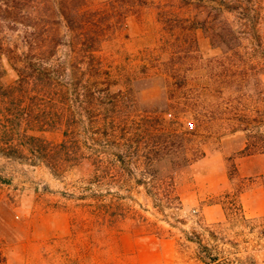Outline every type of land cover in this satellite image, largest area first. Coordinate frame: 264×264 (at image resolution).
I'll return each mask as SVG.
<instances>
[{"label":"rangeland","instance_id":"1","mask_svg":"<svg viewBox=\"0 0 264 264\" xmlns=\"http://www.w3.org/2000/svg\"><path fill=\"white\" fill-rule=\"evenodd\" d=\"M125 1L88 0L104 12L124 4L128 15L96 52L109 71L91 88L108 96L98 105L99 123L80 129L82 146L88 156L100 132L102 149L139 141L169 158L151 168L120 166L113 177L85 161L55 175L43 163L0 153L6 264H205L200 259L213 255L218 264H264V152L244 150L247 132L238 129L246 119L264 130L256 125L264 121V0L258 34L241 28L236 12L217 15L243 37L232 47H214L197 26L220 0ZM22 31L0 11L4 85L17 77L6 44L22 48ZM144 123L167 130L150 142L141 130L124 135ZM44 136L61 140L59 132ZM184 157L196 159L184 164Z\"/></svg>","mask_w":264,"mask_h":264},{"label":"trees","instance_id":"2","mask_svg":"<svg viewBox=\"0 0 264 264\" xmlns=\"http://www.w3.org/2000/svg\"><path fill=\"white\" fill-rule=\"evenodd\" d=\"M123 2L127 4V1ZM132 2L136 4L144 0ZM215 4L216 13L204 16L197 25L206 32L214 47L225 43L232 47V40L243 38L239 37V32L227 19L217 17L225 12L238 13L240 20H243L241 28H252L256 34L260 31L257 27L263 19L260 0H220ZM122 6L124 9L125 5ZM112 8L106 12L92 9L88 0H0V11H6V21L23 26L20 44L23 47L19 48V44L10 42L5 49L6 58L17 77L6 85L0 82L2 155L43 163L55 175H61L70 167L85 161L94 173L106 171L113 177L119 175L120 166L135 164L151 168L157 161L169 158L157 152L159 146L150 143L142 146L139 141L136 142L137 146L123 142L102 149L100 132L94 138L98 147L88 156L83 149L80 129L89 120L91 124L99 123L100 118L96 113L99 111L98 105L108 96L105 91L101 93L91 88L93 79L98 76L101 78L109 71L103 68L96 52L128 15L123 9L119 10V3ZM246 32L251 36L250 31ZM258 36L264 39V35ZM111 93L115 96L121 91L118 89ZM250 122L242 119L245 126H238V129L247 132L244 150L250 153L264 152V130L254 131ZM258 122L260 124H256L257 127H264L263 120ZM144 124H141L142 129L125 131L124 135H138L141 133L134 132L141 130L150 142L149 138L157 131L167 130L164 124L158 128ZM46 132H59L61 140L56 142L46 138ZM116 147H121L127 154L116 153L113 150ZM132 147L137 150H130ZM183 159L184 164H189L191 159L196 158ZM241 192L236 194V198H240ZM174 197L178 199V196ZM238 207L240 211L243 210L241 202ZM217 259L213 255L200 260L205 264H218ZM0 264H6L1 248Z\"/></svg>","mask_w":264,"mask_h":264},{"label":"crops","instance_id":"3","mask_svg":"<svg viewBox=\"0 0 264 264\" xmlns=\"http://www.w3.org/2000/svg\"><path fill=\"white\" fill-rule=\"evenodd\" d=\"M243 204V203H242ZM244 206V205H243ZM244 208V207H243ZM244 212L246 213L245 209H244ZM153 264V263H152Z\"/></svg>","mask_w":264,"mask_h":264}]
</instances>
